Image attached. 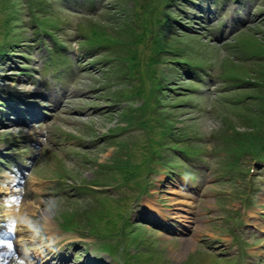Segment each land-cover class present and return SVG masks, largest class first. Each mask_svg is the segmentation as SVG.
Instances as JSON below:
<instances>
[{"label": "rangeland", "instance_id": "obj_1", "mask_svg": "<svg viewBox=\"0 0 264 264\" xmlns=\"http://www.w3.org/2000/svg\"><path fill=\"white\" fill-rule=\"evenodd\" d=\"M37 1L40 0H27L24 5L15 1L19 4L20 26L30 27L24 14L30 13ZM41 1H44L42 5L47 2L46 9H42L46 12L44 14L61 24L57 34L65 45L64 54L70 72L64 71L60 63L53 69L43 68L48 37L44 44L34 49L14 47L10 55L0 61V97L10 100L5 117H0V158L10 157L15 165H22L17 158L25 163L20 174L10 170H17L15 165L0 166V188L4 189L0 191V264H31L30 256L35 253L44 255V263L53 258L56 264H89L90 261L93 264H120L116 255L107 257L97 253H115L116 250L126 251L130 264L135 263V256L147 248L155 256L142 260V264H212L214 256L230 259H216L214 264H239L243 253H247V257L248 252L256 253L258 257L264 255V223L248 218L264 212V184L256 183L252 197H247L246 184L251 179L248 169L254 163L248 156L242 159V166L228 163L233 152L227 153V148L223 147L232 148L234 144L230 145L229 140L217 143L221 146L218 150L223 152H216L220 155L211 159L209 172L197 173L185 165L182 170L187 174L169 176L159 172L150 178L153 195L146 198H143L146 183L132 190L135 194L130 186L124 188L127 174L137 172L141 176L148 167L161 166L159 157L163 149L172 151L176 147L171 136L173 127H178L181 133L188 131L193 135L192 143L198 138L199 148L206 149L216 147L208 145L204 138L216 134L220 117H230L234 123H241L236 108L218 106L215 98V93L227 88L226 84L231 82L223 76L220 61L226 59L225 71L229 68L237 73L234 63L238 58L229 54L231 47L253 48L257 42L253 37L242 35L234 38L236 42L222 44L221 41L215 42L214 36L221 40L230 39L232 30L235 32L240 27V20L248 23V29L264 31V0L227 3L222 11L214 7L211 11L205 9V13L193 5L177 1L189 14H179L175 9L170 11L175 19L169 20L166 27L159 24V11L165 7L164 0H105L102 3L101 0H90L91 4L100 3L93 12L83 9L74 0L70 3L65 0ZM192 2L198 5L204 0ZM105 3L109 5L101 8ZM123 6L128 7V15L122 14ZM1 9L0 20H4L9 8L2 5ZM107 9L115 10L108 13ZM2 28L0 24V31ZM93 28L101 30V41L93 36ZM164 32L169 39L179 40L174 46L170 43V47L180 48L182 60H190L187 62L190 72L203 75L202 67L205 66L202 64L210 66L206 76H200L203 81L197 79L200 85L194 90L188 87L187 84L191 83L187 78L195 77L185 76L179 67L168 63L179 55L165 58L167 66H171V76H167V71L164 73L156 62L150 63V58L155 60L154 47L164 39ZM17 34L23 38L18 44L36 40L31 29L24 31L20 28ZM225 34L230 36L224 39ZM9 38L10 35L4 36L5 41ZM88 38H96L101 47L86 51L91 48L85 43ZM120 40L124 42L120 44ZM111 49L119 52V55L109 56L113 62L106 58ZM83 50L85 54L81 52ZM123 56H129L125 65L122 62V66L114 71L115 63ZM193 61L200 64L195 65ZM242 64L255 73L238 72L239 82L253 81L256 80L254 74H264L263 69L257 71L250 67L262 63ZM58 74V78L53 77ZM174 84L177 89L167 91L166 108L158 112L162 114L145 116L150 113V99L154 97L151 96L152 90L168 89ZM249 87L252 86H240ZM138 88L143 90L142 96L135 92ZM197 89L202 90L203 96L195 91ZM40 92L51 98H40ZM230 98L226 96L222 101L227 102ZM56 99L64 101L57 111L52 102ZM171 100L175 102L174 109ZM30 105L38 107V122ZM249 106L258 108L256 104ZM13 107L24 110V124L16 122L17 117L11 113ZM237 128L247 132L242 127ZM106 134L110 138H104ZM79 135L83 139H76ZM182 149L189 150V145ZM259 150L257 152L264 155V150ZM174 154L177 152L166 154L170 166L175 163ZM256 167L262 168V165ZM198 168L204 169V166ZM262 169L258 174L264 178ZM235 170H238L237 174ZM78 178L90 182L77 187ZM50 185L54 195L46 191ZM92 186L102 190L98 192ZM58 195L68 198H58ZM73 195L85 199V202L70 198ZM140 199L139 204L134 203ZM152 209L163 213V216L155 214L161 221L158 223L163 225L162 229L145 225L147 221L144 219L150 218L148 212ZM244 209L246 213H243ZM127 218L140 224L143 230L137 228L129 233L134 225L131 226ZM59 221L60 230L71 235L70 238L58 231ZM254 228L263 233H257ZM50 232L55 237L50 239ZM230 234L235 240L234 251L227 250L230 241L227 235ZM75 236L86 238L81 242L83 246L72 242L79 239ZM55 238L58 240L53 244ZM130 240L134 243L131 244ZM50 245H53L51 249ZM61 254L66 255L64 260H59ZM248 264L257 263L250 260Z\"/></svg>", "mask_w": 264, "mask_h": 264}, {"label": "trees", "instance_id": "obj_2", "mask_svg": "<svg viewBox=\"0 0 264 264\" xmlns=\"http://www.w3.org/2000/svg\"><path fill=\"white\" fill-rule=\"evenodd\" d=\"M41 26H42V23H41ZM253 38H254L255 42H257V43L260 42V41L256 40V39H258L257 37H253ZM238 50L242 51V53L248 52V51L255 52L256 53L255 56L260 57L262 65H260V66L257 65L254 68L257 69V71H259V68L264 70V43L263 42H260L255 47L253 46V48H247L245 46H239ZM249 72L252 74L255 73V71H249ZM254 75L256 77L255 81H257L256 83H254V85H255V87H257V86L260 87L259 92H258V94H260V95H257V97H259L260 99L256 100V102H257L260 100H264V74L262 73L261 75H258V74H254ZM247 119L250 123L246 124V126H248L251 129L254 128L255 130L253 131V134L244 135L245 138L252 137L254 139V142L248 144L246 147H248L249 150H251L253 152H257V151L260 152L261 150H259V148H260L259 146L261 144V141L262 140L264 141V121L261 119V116H259L258 118H255L254 116H247ZM192 146H193V148L196 147L194 144ZM255 149H257V150H255ZM262 149H264V148L262 147ZM259 155H261V154H259Z\"/></svg>", "mask_w": 264, "mask_h": 264}, {"label": "bare ground", "instance_id": "obj_3", "mask_svg": "<svg viewBox=\"0 0 264 264\" xmlns=\"http://www.w3.org/2000/svg\"><path fill=\"white\" fill-rule=\"evenodd\" d=\"M0 190H2V189L0 188ZM155 212H157V213L160 214V215L163 214L160 210H155ZM46 216H47V215H46ZM50 235H51V236H54V234H53L52 232L50 233Z\"/></svg>", "mask_w": 264, "mask_h": 264}, {"label": "clouds", "instance_id": "obj_4", "mask_svg": "<svg viewBox=\"0 0 264 264\" xmlns=\"http://www.w3.org/2000/svg\"><path fill=\"white\" fill-rule=\"evenodd\" d=\"M21 264H22V262H21Z\"/></svg>", "mask_w": 264, "mask_h": 264}, {"label": "snow or ice", "instance_id": "obj_5", "mask_svg": "<svg viewBox=\"0 0 264 264\" xmlns=\"http://www.w3.org/2000/svg\"><path fill=\"white\" fill-rule=\"evenodd\" d=\"M10 246V245H9Z\"/></svg>", "mask_w": 264, "mask_h": 264}]
</instances>
